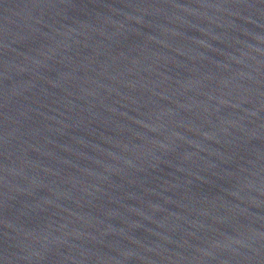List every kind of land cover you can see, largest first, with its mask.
<instances>
[{
    "label": "water",
    "instance_id": "95a60500",
    "mask_svg": "<svg viewBox=\"0 0 264 264\" xmlns=\"http://www.w3.org/2000/svg\"><path fill=\"white\" fill-rule=\"evenodd\" d=\"M0 264H264V0H0Z\"/></svg>",
    "mask_w": 264,
    "mask_h": 264
}]
</instances>
